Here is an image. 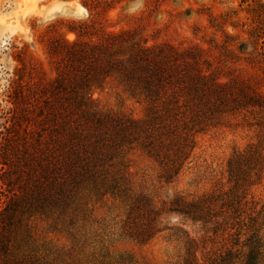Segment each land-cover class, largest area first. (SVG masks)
<instances>
[{
    "label": "trees",
    "instance_id": "1",
    "mask_svg": "<svg viewBox=\"0 0 264 264\" xmlns=\"http://www.w3.org/2000/svg\"><path fill=\"white\" fill-rule=\"evenodd\" d=\"M123 42L121 34L110 35L99 57L93 47L68 45L49 94L31 110L33 124L21 132L16 122L2 125L0 264H81L72 253L85 248L86 236L99 237L86 228L95 223L93 206L103 200L124 208L119 237L146 245L171 233L181 246L176 264H264V202L251 191L264 177L262 132L231 153L226 183L207 193L157 200L136 190L129 172V153L139 150L158 168L159 185L176 183L191 162L196 135L261 107L257 93L241 80L222 82L208 74L202 56H171L169 46L137 45L126 48L129 56H119ZM109 77L142 102L141 118L95 105L91 88ZM35 218L59 225L69 240V248L48 263L21 250ZM171 219L190 223L194 236ZM114 264L133 263L118 258Z\"/></svg>",
    "mask_w": 264,
    "mask_h": 264
},
{
    "label": "rangeland",
    "instance_id": "2",
    "mask_svg": "<svg viewBox=\"0 0 264 264\" xmlns=\"http://www.w3.org/2000/svg\"><path fill=\"white\" fill-rule=\"evenodd\" d=\"M32 2L34 11L26 21L31 41L19 34L5 45L0 33V133L3 135L4 123L16 122L20 132L33 124L31 110L41 105L49 94L57 66L66 63L68 45L81 43L93 47L99 57L101 45L113 34H121L124 40L117 46L119 56H129L126 48L132 45L157 50L169 46L173 50L171 56H202L204 71L222 82L247 83L262 105L242 110L214 128L198 133L191 162L174 184L159 185L156 165L139 150L131 151L129 172L136 190H144L157 200H166L176 193L194 196L210 192L226 183V161L231 153L255 141L260 132L264 134V0ZM53 6L60 9L53 14L57 18L51 23H41V16L47 15ZM79 6L87 11V19L71 18ZM129 8L134 11L129 13ZM5 55L14 61L12 72L8 71L12 65L5 67ZM5 79L7 87L2 83ZM90 93L95 105L103 111L142 117V102L128 96L113 77L95 84ZM251 191L264 202V177ZM92 214L95 223L91 229L86 228V233L94 231L99 237L86 236L85 248L72 253L73 258H80L81 264H95L90 261L91 254L108 264H114L118 258L133 264L177 263L181 246L173 241L171 233H163L146 245L117 235V227L124 218V208L118 202L100 201L93 206ZM29 224L31 239L21 250L33 251L42 263L55 260L57 252L64 253L69 248L67 235L59 225L54 227L51 220L35 218ZM170 224H184L185 230L194 236L195 228L190 223L171 219Z\"/></svg>",
    "mask_w": 264,
    "mask_h": 264
},
{
    "label": "clouds",
    "instance_id": "3",
    "mask_svg": "<svg viewBox=\"0 0 264 264\" xmlns=\"http://www.w3.org/2000/svg\"><path fill=\"white\" fill-rule=\"evenodd\" d=\"M33 11L34 5L32 0H0V33L3 34L5 45L12 43L13 38L19 34H23L28 41H31V37L28 35L30 30L26 26V21ZM59 11L58 7L53 6L48 10L47 15L41 16V23H51L52 20L57 18L53 14ZM127 11L130 13L134 9L129 8ZM87 15L88 13L83 6H79L78 11L71 18L74 20H84L87 19ZM3 62L5 67L12 65V67L8 68V71L12 72L14 68L12 58L5 55L3 56ZM2 83L4 87H7V79Z\"/></svg>",
    "mask_w": 264,
    "mask_h": 264
}]
</instances>
